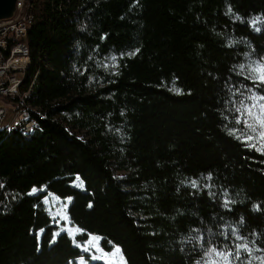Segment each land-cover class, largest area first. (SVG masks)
Listing matches in <instances>:
<instances>
[{
  "label": "trees",
  "instance_id": "trees-1",
  "mask_svg": "<svg viewBox=\"0 0 264 264\" xmlns=\"http://www.w3.org/2000/svg\"><path fill=\"white\" fill-rule=\"evenodd\" d=\"M24 13L38 126L0 128V264H73L89 235L124 264H264V0ZM50 193L82 233L60 230Z\"/></svg>",
  "mask_w": 264,
  "mask_h": 264
},
{
  "label": "built area",
  "instance_id": "built-area-1",
  "mask_svg": "<svg viewBox=\"0 0 264 264\" xmlns=\"http://www.w3.org/2000/svg\"><path fill=\"white\" fill-rule=\"evenodd\" d=\"M25 3L18 0L16 14L0 20V128L31 133L38 126L33 115L37 109L30 101L36 76L26 88L25 77L31 64L27 39L33 18L24 13Z\"/></svg>",
  "mask_w": 264,
  "mask_h": 264
},
{
  "label": "rangeland",
  "instance_id": "rangeland-1",
  "mask_svg": "<svg viewBox=\"0 0 264 264\" xmlns=\"http://www.w3.org/2000/svg\"><path fill=\"white\" fill-rule=\"evenodd\" d=\"M264 75V70L261 71V76ZM256 115L261 121H264V105L262 104L256 109ZM264 132L263 129L257 134V140L259 143L264 145V138H261V133ZM74 184L80 188L84 187L83 182L79 177L75 180ZM47 209L51 214L54 222L59 226L60 230L67 231L72 237H76L83 231L75 226L68 214V206L70 203V198H60L55 194H48L44 198ZM102 238L97 235H89L85 242H78L81 248L85 251L86 255L78 258L73 262V264H90L91 261L100 260L106 262L107 264H124V258L119 248L114 247L111 251H107L103 248L101 244ZM119 250V251H117Z\"/></svg>",
  "mask_w": 264,
  "mask_h": 264
},
{
  "label": "water",
  "instance_id": "water-1",
  "mask_svg": "<svg viewBox=\"0 0 264 264\" xmlns=\"http://www.w3.org/2000/svg\"><path fill=\"white\" fill-rule=\"evenodd\" d=\"M18 0H0V20L12 18L17 12Z\"/></svg>",
  "mask_w": 264,
  "mask_h": 264
},
{
  "label": "snow or ice",
  "instance_id": "snow-or-ice-1",
  "mask_svg": "<svg viewBox=\"0 0 264 264\" xmlns=\"http://www.w3.org/2000/svg\"><path fill=\"white\" fill-rule=\"evenodd\" d=\"M260 79L261 80H264V75H262L261 77H260ZM249 113H250V110H249ZM251 114V113H250ZM257 120H259V118L257 117ZM260 122V124H261V126L262 127H264V121H259ZM248 127H252V125H248ZM261 138H264V132H262L261 134ZM248 139H252V137H248ZM244 247L246 248L247 246L246 245H244ZM117 251H119V250H117ZM217 255H221V256H223L224 254L223 253H217ZM225 259H227V257L225 256Z\"/></svg>",
  "mask_w": 264,
  "mask_h": 264
},
{
  "label": "bare ground",
  "instance_id": "bare-ground-1",
  "mask_svg": "<svg viewBox=\"0 0 264 264\" xmlns=\"http://www.w3.org/2000/svg\"><path fill=\"white\" fill-rule=\"evenodd\" d=\"M29 35V34H28Z\"/></svg>",
  "mask_w": 264,
  "mask_h": 264
}]
</instances>
